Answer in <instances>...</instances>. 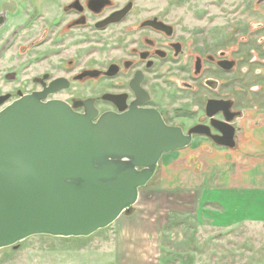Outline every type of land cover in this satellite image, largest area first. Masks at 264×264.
<instances>
[{"label": "flooded vegetation", "instance_id": "flooded-vegetation-1", "mask_svg": "<svg viewBox=\"0 0 264 264\" xmlns=\"http://www.w3.org/2000/svg\"><path fill=\"white\" fill-rule=\"evenodd\" d=\"M192 1L0 0V61L25 58L2 77L21 85L0 95L38 92L80 113L90 101L99 115L154 109L186 133L242 113L239 45L209 48V30L177 12Z\"/></svg>", "mask_w": 264, "mask_h": 264}, {"label": "water", "instance_id": "water-1", "mask_svg": "<svg viewBox=\"0 0 264 264\" xmlns=\"http://www.w3.org/2000/svg\"><path fill=\"white\" fill-rule=\"evenodd\" d=\"M80 105L85 113L38 92L12 102L0 95V249L108 228L132 212L165 154L189 147L196 135L235 149L233 123L242 115L212 119L217 134L209 126L186 133L154 109L99 115L90 101Z\"/></svg>", "mask_w": 264, "mask_h": 264}, {"label": "rangeland", "instance_id": "rangeland-1", "mask_svg": "<svg viewBox=\"0 0 264 264\" xmlns=\"http://www.w3.org/2000/svg\"><path fill=\"white\" fill-rule=\"evenodd\" d=\"M257 2L258 0H193L189 5L183 4L181 8H176L177 12H190L194 27L209 30L207 37L212 50L218 48L216 44L229 50L234 45H239L240 109L244 116H249L254 111H264V2ZM7 57L9 54L0 61L2 92L13 91L21 85L20 82L4 83L2 77L25 61L22 57L15 62H8ZM28 74L29 71H24L23 78ZM181 121L176 118L172 124ZM259 123L264 124L263 117L259 118ZM158 178L156 174L147 187L142 189L144 197L158 189ZM166 207L163 204L162 209ZM221 214L225 217L216 221L222 226L219 229L213 228V219L209 215L198 220L197 226L196 223L181 221V227L186 228V243L176 242L175 245L171 227L170 230H163L162 256L158 263L264 264V221L251 229L232 227L229 225L227 212ZM115 228L116 224L113 223L90 237L34 236L20 243L16 249H0V264H111L113 255L104 247H108L106 242L119 233Z\"/></svg>", "mask_w": 264, "mask_h": 264}, {"label": "crops", "instance_id": "crops-1", "mask_svg": "<svg viewBox=\"0 0 264 264\" xmlns=\"http://www.w3.org/2000/svg\"><path fill=\"white\" fill-rule=\"evenodd\" d=\"M262 117L264 111L259 110L237 121L235 149L196 136L189 147L165 154L157 172L158 189L146 197L141 190L132 212L115 222L119 233L104 247L113 255L111 264H159L163 230L171 227L175 245L187 242L183 220L197 226L209 215L213 228L219 229L222 226L216 221L227 212L232 227L251 229L263 222Z\"/></svg>", "mask_w": 264, "mask_h": 264}]
</instances>
